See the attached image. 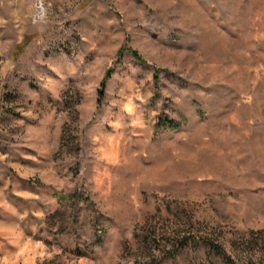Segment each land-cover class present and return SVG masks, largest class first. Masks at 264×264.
I'll list each match as a JSON object with an SVG mask.
<instances>
[{
    "label": "rangeland",
    "instance_id": "374dc122",
    "mask_svg": "<svg viewBox=\"0 0 264 264\" xmlns=\"http://www.w3.org/2000/svg\"><path fill=\"white\" fill-rule=\"evenodd\" d=\"M0 264H264V0H0Z\"/></svg>",
    "mask_w": 264,
    "mask_h": 264
},
{
    "label": "trees",
    "instance_id": "16d2710c",
    "mask_svg": "<svg viewBox=\"0 0 264 264\" xmlns=\"http://www.w3.org/2000/svg\"><path fill=\"white\" fill-rule=\"evenodd\" d=\"M124 50H127V51H129V53L137 60V61H139V62H141V63H147V61L142 57V55L137 51V50H135V49H133V48H130V47H122L120 50H119V53H122ZM161 71V69H157L156 70V74H155V76H158V72H160ZM109 75H110V73L108 72V73H106V75L104 76V78L102 79V81H101V86L103 87L105 84H106V80H107V78L109 77ZM102 91V90H101ZM99 92V95L101 94L102 95V92ZM166 124H168L169 126H171V127H178L179 126V124L176 122V121H174V120H171V119H168L167 120V122H165Z\"/></svg>",
    "mask_w": 264,
    "mask_h": 264
}]
</instances>
